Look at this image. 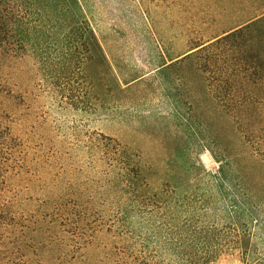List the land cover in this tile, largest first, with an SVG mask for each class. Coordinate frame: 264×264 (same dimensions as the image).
Listing matches in <instances>:
<instances>
[{
  "label": "trees",
  "instance_id": "obj_1",
  "mask_svg": "<svg viewBox=\"0 0 264 264\" xmlns=\"http://www.w3.org/2000/svg\"><path fill=\"white\" fill-rule=\"evenodd\" d=\"M250 1L262 9L154 68L179 78L186 105L173 106L162 164L92 131L90 175L16 213L7 178L18 169V143L0 113V264H214L225 253L264 264V0ZM83 8L81 0H0V69L30 54L74 107L111 118L110 106L94 104L106 96L96 87L119 80ZM78 76L83 97L70 83ZM99 234L105 241L93 249L106 261L87 251Z\"/></svg>",
  "mask_w": 264,
  "mask_h": 264
},
{
  "label": "rangeland",
  "instance_id": "obj_2",
  "mask_svg": "<svg viewBox=\"0 0 264 264\" xmlns=\"http://www.w3.org/2000/svg\"><path fill=\"white\" fill-rule=\"evenodd\" d=\"M81 1L119 80L100 81L96 90L102 99L106 96L94 104L110 106L114 115H91L82 108L83 102L74 107L57 80L30 54L1 68L0 113L18 143L14 152L18 169L7 178V194L16 213L31 212L57 199L60 192L90 175L84 144L92 131L116 136L148 161L162 164L167 152L162 140L169 138L173 106L181 111L186 105L179 78L171 75L167 81L154 68L182 53L191 41L262 9L250 0ZM136 76L140 77L128 82ZM70 83L79 86L82 96L83 78L72 77ZM107 88L111 90L108 95ZM197 119L192 117L193 122ZM201 160L208 169L216 167L207 151L201 152ZM104 241L105 236L99 234L88 254L105 260V253L93 249ZM153 264L165 263L155 259ZM214 264L239 262L225 253Z\"/></svg>",
  "mask_w": 264,
  "mask_h": 264
}]
</instances>
